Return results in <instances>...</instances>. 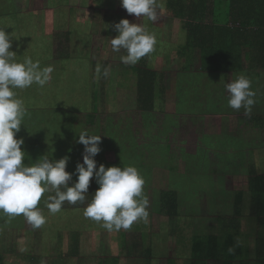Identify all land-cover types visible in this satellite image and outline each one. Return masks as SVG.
<instances>
[{
  "label": "rangeland",
  "instance_id": "1",
  "mask_svg": "<svg viewBox=\"0 0 264 264\" xmlns=\"http://www.w3.org/2000/svg\"><path fill=\"white\" fill-rule=\"evenodd\" d=\"M158 2L161 5L159 18L151 22L144 17L128 14L120 0H14L16 7L13 10L25 14L30 12L22 19L24 24L30 23L27 24L30 26L28 35H21L25 48L23 56H31L33 60L44 56L47 66L61 69L51 74V83L45 85L42 91L38 92L40 87L34 84L30 87L33 91L26 94L28 97H22L30 113L25 120L28 129L23 136L26 143L22 150L26 146L49 143V137H46V133L50 135L48 127L45 132L32 127L36 121L39 123L36 110L51 108V117L47 112L49 126L52 125L51 133L57 137L51 138V144L44 147L42 153L61 154L56 157L58 159L70 156L68 165L72 169L70 173L74 172L77 162H83L84 146L77 143L78 132L85 129V121L88 129L87 115L94 114L98 116L97 125L88 130L101 136L99 146L102 150L94 158L97 168L100 164L120 167L131 164L144 177H154L149 188L144 186L149 199V222L134 223L130 230L109 232L100 223L83 217L82 207H86L92 197L90 187L85 202L73 205L65 201L62 211L56 214H51L40 202L37 207L46 217V223L40 228L34 229L22 215L8 222L7 216L0 214V257L5 255L6 264H31L22 258L29 255L39 258L38 264H98L99 259L111 257L118 258L119 264H143L139 254L149 246L155 251L152 264H168V259L174 258L180 260L181 264H224L223 260L213 259L191 261L192 237L204 234L222 236L225 232L221 229L224 222L234 218L233 204L239 193L243 194V205L237 207L241 223L238 227L232 225L230 229L236 228L240 232V243L245 248L244 254L232 264H256V240L264 237V233H256L259 227L250 219L254 218V214L250 207L251 174L248 172L254 167L264 174V72L258 76L254 71L239 72L247 74L252 81L257 95L251 115L262 117L263 122L245 117L243 109L236 111L228 107L224 82H230L235 76L233 73L212 72L204 74L205 77H197L195 73L186 77L198 79L196 83L186 84L185 74L188 72L184 67L189 62L186 56L179 54L185 35L182 23L172 20L167 14L165 0ZM135 17L141 19L140 24H146L149 31L156 35L155 50L150 53L147 63L160 76L165 75L162 84L165 86L164 93L157 99L155 114L139 111L136 76L129 69L131 65H125L120 60L126 53L124 50L113 52L108 40L118 34L114 30L116 23L124 18L130 23H138ZM65 33L70 35L65 36ZM67 36H70L69 41L66 40ZM78 37L81 40L80 51ZM69 49L73 58L79 56L82 65H74L70 61L63 66L62 62L53 61L59 58L61 51L64 53ZM199 54L198 51L195 53L190 68H187L190 71L199 70ZM97 64L102 69L110 67L107 78H96ZM173 72L176 74L172 75ZM172 78L177 81L182 78V88L177 90L175 84L172 86ZM193 85L194 90L187 94V89ZM214 85H219V88ZM177 92L179 95L182 92L185 94L175 102L176 107L181 104L184 113H168L167 102L171 94L177 98ZM60 102L67 106V111L59 109ZM211 109L222 111L212 114ZM168 119L173 120L171 126H168ZM221 119L223 125L217 133L220 138L209 137L207 149L202 139L205 135L216 134L214 126ZM224 130L228 134H224ZM42 132L45 133V140L36 135ZM209 144L215 145L211 147L213 150ZM71 146L74 147L72 154ZM162 149L165 151L158 152ZM203 150H206L204 157L208 159L203 158ZM254 150L250 155L249 152ZM71 158L75 160L74 163ZM167 167L175 170L165 169ZM159 177L163 178L162 182ZM75 179L76 176H73ZM94 182L93 177L90 184ZM69 184L71 186V182ZM164 190H176L178 195L177 212L180 219L173 234L171 230L175 225L172 220L164 212L158 211L161 201L156 198ZM50 194L45 193L41 200L44 201ZM72 223L76 225L72 226ZM139 226L144 229L136 231ZM75 231H78L80 241L78 253L72 256ZM144 241L146 245L143 249L133 248V244L141 246ZM122 244L127 247L125 251L121 248Z\"/></svg>",
  "mask_w": 264,
  "mask_h": 264
},
{
  "label": "clouds",
  "instance_id": "2",
  "mask_svg": "<svg viewBox=\"0 0 264 264\" xmlns=\"http://www.w3.org/2000/svg\"><path fill=\"white\" fill-rule=\"evenodd\" d=\"M120 4L128 14L138 18L144 17L151 22L159 18L161 5L158 0H120ZM114 30L118 34L108 40L113 52L125 51L120 57L125 65H135L155 50L156 35L146 24L121 19ZM12 43V33L0 27V214L7 216L8 222L22 215L34 229L40 228L46 223V217L37 206L45 193H55L48 195L43 203L51 214H56L65 201L73 205L85 202L94 177L98 188L83 210L85 218L100 223L109 232L130 230L137 222L147 224L149 199L144 190V176L131 164L124 167L100 164L97 168L94 158L102 150L99 146L101 136L88 129L78 132L77 143L84 146L83 162H77L74 172L66 171L68 155L54 160L46 154L35 162L24 163L26 153L21 148L24 141L17 139L16 134L30 113L17 90L28 89L34 84L44 88L54 68L51 65L41 67L40 60H33L31 56L19 60L17 53L10 50ZM110 71V67L102 69L97 64L96 78H107ZM251 84L245 73H238L230 82H224L228 107L236 111L243 109L245 117L251 116L256 103L257 94Z\"/></svg>",
  "mask_w": 264,
  "mask_h": 264
},
{
  "label": "trees",
  "instance_id": "3",
  "mask_svg": "<svg viewBox=\"0 0 264 264\" xmlns=\"http://www.w3.org/2000/svg\"><path fill=\"white\" fill-rule=\"evenodd\" d=\"M16 7L14 0H0V27H4V30L13 35V43L11 51H15L18 55V59L22 60L24 58L23 52L25 50L23 46V38L21 35H28V31L30 30V26L27 24L30 23H23L22 19L24 20L28 14L25 13H18V10H13ZM165 8L167 14L172 17L173 19L179 20L182 23V31L185 33L184 42L180 44V52L179 54L186 59H188L189 64L185 65V71L188 72L185 74V79L187 80L186 84L189 83H196L198 79H189L187 77L192 76L191 74H197L200 77H205L204 74H211L212 72H224V73H233L238 74L242 71H254L255 75L262 74L264 72V0H165ZM31 14H34L31 12ZM125 19V18H124ZM127 19V18H126ZM131 19V18H130ZM32 31V30H31ZM30 31V33H31ZM72 31V30H69ZM66 35H70V33H65ZM70 37V36H69ZM69 37L67 36V41H69ZM79 41V50L81 49V40L78 37ZM200 53V67L199 70L190 71V64H192V60L194 59V54L196 52ZM71 55V50L69 49L64 50V53H59V58L54 59L53 61L62 62L63 66L68 64V62H72L74 65H82L83 62H80L79 56L73 58ZM41 58H36V60H40L41 67L47 66L46 59L44 56H40ZM150 57V54L146 55L143 58L146 60L141 59L138 62V65L129 66L135 76H136V84L135 90L137 95V104L138 109L141 112H145L146 114H155L154 112L157 109V99H159V95L164 93L165 86L163 81L165 79V75H161L157 73L148 63L147 58ZM50 56L48 57V59ZM247 62V65H246ZM61 65V64H60ZM62 67V65H61ZM61 69L59 67H54L53 74L59 72ZM176 73H172L175 75ZM187 76V77H186ZM231 77V76H228ZM175 81L171 82L172 86L175 84V88L179 90L182 88V84L184 81ZM179 80V79H178ZM59 81V80H58ZM56 81H53L55 83ZM162 82V83H160ZM51 83V81H49ZM177 83V86H176ZM217 82H214L216 84ZM220 85V84H219ZM219 85H214L218 86ZM213 86V88H214ZM252 89L253 86L251 85ZM39 88V86H38ZM195 85L189 86L187 89V94H189L192 90H194ZM261 89V88H260ZM35 90V89H34ZM42 88H39L37 91H42ZM254 90V89H253ZM18 94L21 93L20 97L27 98L26 95L28 91H33L32 89L28 88L25 90H17ZM260 93L261 91L258 90ZM177 98L171 94L167 102L166 112L171 113H184L185 109H182V106L177 104L175 106V102L180 100L181 96H184V92L179 95ZM218 93V92H217ZM259 96L257 98L259 99ZM171 99L173 101H171ZM175 99V100H174ZM173 102V103H171ZM24 103L26 104L25 100ZM59 109L62 111L66 110V105L60 102ZM28 104H26L27 106ZM31 105V104H30ZM43 107L41 110L36 112L38 115L36 116L39 123L36 121V124L32 127L34 130H42L45 132V129L48 127L50 135L46 133V137H49V143L47 141L44 145L41 144H34V146H26L24 148V152L26 153L24 163L28 164L30 162H35L40 156L44 154L43 149L44 147L51 144V138L57 137L52 135L49 117H51V108ZM74 109H72L73 111ZM98 111V108L97 110ZM221 109L213 110L211 109L212 114H219L221 113ZM47 112H49V117L47 116ZM233 112V111H232ZM170 115V114H168ZM87 127L88 129H92L97 125L98 116L94 114L87 115ZM251 115L249 119H253L256 121L263 122L262 117H256ZM169 118V117H167ZM86 120V119H85ZM169 125L173 124V120H170ZM223 120L221 119L217 125H215V129L217 130L216 134L205 135L202 139L204 144L207 145L208 149V142L209 137H218L220 135L217 133L222 128ZM45 124L46 126H43ZM85 129L86 128V121H85ZM106 126V125H105ZM164 127V126H163ZM106 128V127H105ZM108 128V127H107ZM167 129V127H164ZM245 128V127H244ZM243 128V129H244ZM26 128L25 125L21 126L19 133L16 134L17 139H23V136L26 135ZM245 131V130H244ZM42 132L40 135L36 134L37 136H42V140H45V133ZM224 134L227 133V130L223 131ZM234 133V132H232ZM228 134V133H227ZM217 139V140H218ZM69 141L71 145H73V141L69 137ZM28 142V141H27ZM213 142V141H212ZM23 143V144H24ZM214 143V142H213ZM23 146V145H22ZM21 146V148H22ZM59 146V145H58ZM74 146V145H73ZM71 146L70 154L73 153L74 147ZM210 149L213 150L211 147H215L212 144H209ZM30 148V149H29ZM47 149V148H46ZM45 149V150H46ZM206 149V150H207ZM206 150H203V158L204 153ZM23 151V150H22ZM165 151L164 149L158 150V152ZM256 150L249 152L251 155ZM168 153V152H166ZM49 155V154H48ZM61 155V154H60ZM56 153L50 155V159L58 160V156ZM209 155V153H208ZM72 159V158H71ZM73 163H74V159ZM72 163V167L73 164ZM110 165L106 166L109 167ZM171 171L175 170V168H165ZM66 170L68 172L72 171L70 166L67 164ZM250 195H252V205L254 206L251 211H253V216L256 217L259 222L264 225V174L260 173V171L254 167H251L250 172ZM166 174V173H165ZM170 175V174H166ZM154 177V176H153ZM153 177L146 175L145 178V186L150 187L152 184ZM160 178V177H159ZM161 182L163 178H160ZM98 188V185L94 182L90 184L91 194L93 195L95 190ZM89 190V191H90ZM158 192V190H155ZM54 194V193H51ZM236 197V201L233 204L234 207V219H236V215L239 213L237 211V207L239 208L242 202L243 194L239 193ZM161 201L160 205L161 213H165L166 216L170 217L172 223L175 225L174 228L172 227L171 234L176 232L175 228L179 225L178 219H180V215L177 212L178 207V195L176 190H168V191H161L158 196L157 200ZM155 200L156 202H158ZM43 202V200H41ZM85 207H82V211ZM80 209V208H79ZM62 211V210H61ZM157 211V212H158ZM72 212H74L72 210ZM59 213V212H58ZM58 216V215H57ZM84 217V216H83ZM176 219V222H173ZM229 222V221H228ZM75 226V223L71 224ZM222 226V223L220 222ZM230 228V227H229ZM226 226L221 227L222 231H225L222 236L216 235H195L192 237L191 243V256L189 257L191 261L198 260V261H206L207 259L213 260H223L224 264H232L238 259V256L243 255V249L245 248L241 243L237 242L236 236L239 234H233L229 232V229ZM144 228L139 226L136 228V231L143 230ZM179 231H177L178 233ZM181 232V230H180ZM142 236L145 237V233L142 232ZM263 236V235H262ZM124 237V235L122 236ZM256 243V264H264V248H263V239L264 237H260ZM180 242L182 241L181 238ZM73 245L71 247V255L76 256L78 253V246H79V233L75 231L72 236ZM145 240V239H144ZM146 243L140 246L138 244H133L134 249H143ZM121 246V245H120ZM122 250L125 251L127 247L122 244ZM232 248L233 251L229 252L228 249ZM155 251L152 247H148L144 250V252H140V258L142 259L143 264H152L153 256ZM12 257V256H11ZM193 257V258H192ZM26 261L30 262L31 264H38L39 258L35 256H24L22 257ZM168 264H181L180 260L175 259H168ZM241 264H246L245 262H240ZM0 264H6V258L3 254L0 257ZM98 264H119V259L109 258L107 260H98ZM192 264H194L192 262Z\"/></svg>",
  "mask_w": 264,
  "mask_h": 264
},
{
  "label": "crops",
  "instance_id": "4",
  "mask_svg": "<svg viewBox=\"0 0 264 264\" xmlns=\"http://www.w3.org/2000/svg\"><path fill=\"white\" fill-rule=\"evenodd\" d=\"M134 19H136L137 21H138V23H140L141 22V19H137L136 17L134 18ZM172 20H174V21H176V19H173V18H171ZM179 21V20H178ZM185 34V33H184ZM184 39H185V35H184ZM181 51V50H180ZM179 51V52H180ZM195 55V54H194ZM178 56H180V55H178ZM199 56H200V54H199ZM173 77V76H172ZM171 81H173V82H175L176 81V79H174V78H172L171 79ZM252 195H251V202H252ZM236 201V200H235ZM250 202V203H251ZM241 205H243V203H241ZM251 208H254V206L252 205V203H251V206H250ZM239 211V210H238ZM252 221H255V224L259 227L257 230H259V231H255L256 233H258V234H261V233H264V225H262V223L261 222H259V220L256 218V217H254V218H250ZM225 224H224V226H226V227H232V225L234 226V227H238V226H240V223H241V220H240V218H238V216L236 215V219H234V220H230L229 222H224ZM229 230V232H231V233H233V234H239L240 232H238V230H236V228H234V230H232V229H228ZM241 230V229H240ZM225 231H227V230H225ZM233 231H237V232H233ZM236 239H237V242L238 243H240V236L239 235H237L236 236ZM259 239H261L260 237L256 240V242L259 240ZM263 239V238H262ZM263 248H264V239H263ZM240 257H241V255H240ZM238 260V259H237ZM256 260H257V258H256ZM256 262V261H255Z\"/></svg>",
  "mask_w": 264,
  "mask_h": 264
}]
</instances>
